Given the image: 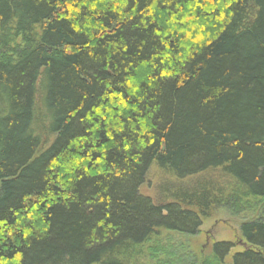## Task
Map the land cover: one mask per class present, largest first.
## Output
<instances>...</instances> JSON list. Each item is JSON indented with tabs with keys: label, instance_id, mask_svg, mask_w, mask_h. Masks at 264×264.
Returning a JSON list of instances; mask_svg holds the SVG:
<instances>
[{
	"label": "trees",
	"instance_id": "1",
	"mask_svg": "<svg viewBox=\"0 0 264 264\" xmlns=\"http://www.w3.org/2000/svg\"><path fill=\"white\" fill-rule=\"evenodd\" d=\"M219 209L264 264V0H0V264L159 259Z\"/></svg>",
	"mask_w": 264,
	"mask_h": 264
},
{
	"label": "rangeland",
	"instance_id": "2",
	"mask_svg": "<svg viewBox=\"0 0 264 264\" xmlns=\"http://www.w3.org/2000/svg\"><path fill=\"white\" fill-rule=\"evenodd\" d=\"M198 179L199 177L196 178L197 181ZM169 183H172L170 175L160 172L154 166L151 168L145 184L141 187V193L157 200L160 198L161 187H168ZM253 214L255 213L251 211L236 215L227 209H219L212 217L203 222L197 235L189 236L176 232H166L162 239L172 246L173 253L155 260L142 258L138 264H194L204 261H208L207 264H218L212 257L213 245L219 241H232L236 243V246L225 261L221 263L230 264L232 255L236 251L245 249L241 226L246 220L252 218Z\"/></svg>",
	"mask_w": 264,
	"mask_h": 264
}]
</instances>
